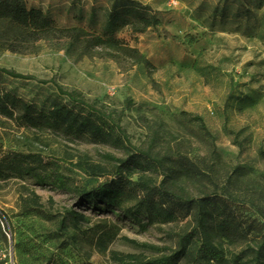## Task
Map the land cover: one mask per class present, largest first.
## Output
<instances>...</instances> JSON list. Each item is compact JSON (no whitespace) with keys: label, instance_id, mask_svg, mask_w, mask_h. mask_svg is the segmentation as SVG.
<instances>
[{"label":"rangeland","instance_id":"obj_1","mask_svg":"<svg viewBox=\"0 0 264 264\" xmlns=\"http://www.w3.org/2000/svg\"><path fill=\"white\" fill-rule=\"evenodd\" d=\"M25 1L48 12L61 27H84L100 35L114 2ZM134 1L151 6L161 21L143 34L128 26L117 30L118 39L139 50L138 61L110 57L100 49L91 56L74 57L45 42L35 53L19 54L0 42V88L44 110L68 102L59 89L78 92L120 118L133 146L152 148L167 158L168 168L145 177L157 184L165 181L193 197L231 192L239 198L234 205L237 213L256 230L247 244L219 245L228 254L241 255L264 236V0ZM4 70L28 79L10 77ZM0 151H34L64 159V173L85 192L106 178L84 174L76 167L80 158L108 168L113 163L107 155L126 158L88 139L71 141L36 132L1 115ZM180 155L214 183L190 186L174 180L175 164L168 159L176 161ZM33 192L40 198V212L26 207ZM94 203L31 179L0 182V264H114L113 252L151 257L156 252L139 245L175 248L168 233L182 232L189 223L142 231L122 210ZM73 214L85 220H75ZM108 229L118 230V235L102 253L98 240Z\"/></svg>","mask_w":264,"mask_h":264},{"label":"trees","instance_id":"obj_2","mask_svg":"<svg viewBox=\"0 0 264 264\" xmlns=\"http://www.w3.org/2000/svg\"><path fill=\"white\" fill-rule=\"evenodd\" d=\"M158 12L151 6L134 0H114L109 11L103 35L84 27H61L40 8L29 7L25 0H0V42L12 53H35L42 42L64 50L74 57L93 55L97 50L110 57L140 58L133 48L115 35L119 28L128 26L135 34H143L160 24ZM17 79L27 76L4 70ZM67 103H56L48 110L38 109L9 91L0 88V115L15 121L18 126L36 132L58 134L71 141L88 139L122 152L126 158L107 155L112 168L80 158L76 167L88 177L106 178L89 192L82 190L64 173L65 160L48 158L34 151H0V182L10 178L31 179L39 186L84 195L88 202L105 209L116 207L133 219L145 231L155 225H170L188 221L179 233H168L175 248L139 245L156 252L154 256L111 253L114 264H264V236L256 247H249L241 255L230 253L219 245L229 247L249 243L256 227L243 219L234 205L239 198L231 192L203 193L193 197L147 178V172L158 174L167 166V158L159 153L138 149L130 142L120 118L89 103L78 92L59 89ZM203 130L202 119H196ZM174 162V180H183L190 186L213 184L212 177L197 164L182 155ZM137 174L138 177L133 179ZM174 184V182H173ZM26 207L40 212V198L34 192ZM127 206V207H125ZM75 220L85 217L73 214ZM118 230L108 229L98 240L101 252L108 251V242L117 237ZM138 245L135 241L125 239ZM247 252H249L247 255Z\"/></svg>","mask_w":264,"mask_h":264}]
</instances>
